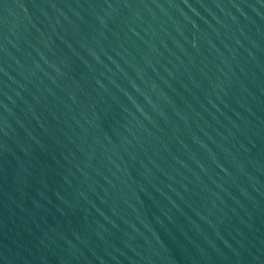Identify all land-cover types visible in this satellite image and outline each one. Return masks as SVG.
Wrapping results in <instances>:
<instances>
[{"label": "water", "instance_id": "water-1", "mask_svg": "<svg viewBox=\"0 0 264 264\" xmlns=\"http://www.w3.org/2000/svg\"><path fill=\"white\" fill-rule=\"evenodd\" d=\"M0 264H264V0H0Z\"/></svg>", "mask_w": 264, "mask_h": 264}]
</instances>
